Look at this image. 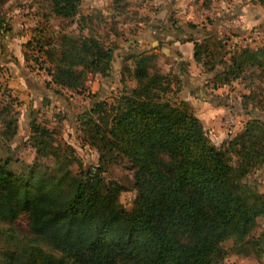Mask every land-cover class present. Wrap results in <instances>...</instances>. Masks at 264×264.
Segmentation results:
<instances>
[{
  "label": "trees",
  "instance_id": "1",
  "mask_svg": "<svg viewBox=\"0 0 264 264\" xmlns=\"http://www.w3.org/2000/svg\"><path fill=\"white\" fill-rule=\"evenodd\" d=\"M50 1L61 17L78 11L79 0ZM256 1L264 7V0ZM64 37L58 47H39L55 91H81L89 72L104 75L111 69L116 45L83 34L66 46ZM210 42L195 41L193 57L225 65L211 77L215 84L264 76V45L225 57L223 45ZM152 59L145 51L123 54L120 79L126 74L142 82L83 113L85 138L99 153L96 166L82 169L71 144L57 142L54 129L30 119L28 138L36 156L76 163L80 179L72 196H57L13 171L9 157L0 161V223L5 225L0 227V264H224L227 238L235 252L251 250L248 236L264 216V194L246 176L264 164V120L250 116L236 134L215 144L185 101L162 97L170 79L151 71ZM248 67L252 70L244 76ZM2 109L0 137L10 141L17 117L9 106ZM118 158H125L132 171L136 192L130 208L119 198L127 186L102 175ZM83 197L87 210L80 208ZM20 214L30 236L13 227ZM260 237L264 240V229L252 247Z\"/></svg>",
  "mask_w": 264,
  "mask_h": 264
},
{
  "label": "rangeland",
  "instance_id": "2",
  "mask_svg": "<svg viewBox=\"0 0 264 264\" xmlns=\"http://www.w3.org/2000/svg\"><path fill=\"white\" fill-rule=\"evenodd\" d=\"M174 1L178 0H161L160 2L157 0H79L76 14L71 17H61L53 11L50 0H0V48L7 43H10L13 48L17 47L18 49L20 47L25 59L24 66L32 71V74L38 77L39 80H42L41 85L43 87L46 86L52 92L55 91V85L49 80L50 75L45 69L48 63L43 61L45 54L39 50L40 46L43 48L58 47L62 42L63 35L66 38L67 46L70 42L77 41L83 34H93L107 45H116L112 67L107 75L102 77L101 73L89 72L85 87L81 91L58 87L60 88L57 91L58 93H55L56 91L54 93L61 97V102L58 101L51 106L44 99H40L41 104L35 107L24 104L26 100L21 98L18 92L19 89L7 82L11 74L5 72L3 66L0 65V117L4 114L3 106H9L12 114L17 117L18 133L10 141H5L0 137V161L9 157V167L17 174H23L38 184H44L57 196H72L80 179V168L76 163L64 164L51 155L36 156L35 149L28 138L30 119L35 118L40 123L54 129V138L57 142L71 144L82 160V169L96 166L99 153L85 138L81 123L83 113L94 102L100 100L113 102L116 95L142 82L141 80L138 82V80L130 78L126 74L123 80L120 79L122 55L125 50L134 53L145 49H143V46H145L146 40H137L135 44L130 43L129 40L138 38L143 31L150 28V26H147L148 21L152 19L151 13L149 14L150 9L153 10V13H156L162 8L161 2H165L168 6V3ZM189 1L195 4L196 12L203 9L206 11L213 2V0ZM248 1L250 3L257 2L256 0ZM204 11H201L202 15H199L200 20L198 21H195L197 19L193 16L190 17L187 12L180 19L174 11H171L167 15V22L162 23L164 25L162 29L168 32L182 33L183 39L190 38V33L186 32L188 28L195 29L202 22L213 20V17L205 14ZM233 16L235 15L230 17ZM261 19L264 20V11ZM152 23L150 22V24ZM233 32L239 35L247 34V37L251 39V47L255 48L264 44V30L261 29L262 33L257 37L253 30L243 32L238 25H230V30L228 29L221 38L210 40V43H221L223 49H220V51L222 50L228 55L231 52L228 48V40L230 34H234ZM28 41L31 43H28ZM160 42H162V46H168V52L174 49L171 39L160 40ZM240 48L242 47L237 45L234 50ZM145 51L150 53L147 50ZM152 53L154 56L151 71L167 73L168 79H170L168 89L162 93V97L168 98L173 103L185 101L188 109L193 113L196 109L191 104V97L189 96L197 97V100L201 99L198 98L200 96L199 89L207 94L206 97L214 99L215 103L223 99L227 100L229 110L220 119L224 130L228 132L225 140L236 134L239 131L238 128L244 127L246 117L258 115L264 120V76L262 78L255 77L250 81L246 79V83L242 80V83L238 84H215L213 79H209L203 84H193V90H190L192 84H182L178 76L172 71L176 66L177 59L169 55H160L159 51ZM10 55V58H13L11 51ZM209 62L211 63V61ZM128 63L132 64V61L128 60ZM201 66L206 68L208 65L202 63ZM117 77L119 79H116ZM114 79L116 82H113ZM101 81H104V84ZM246 94H252L254 97H247L248 100H246ZM245 100L246 105H243ZM227 113H231L233 116L232 120L229 121L230 125L224 122ZM203 126L209 136V127L204 124ZM211 140L213 142V139ZM215 144L218 145V143ZM235 160L236 157L231 155L233 164ZM102 175L107 180H116L127 186V189L120 193L119 198L126 208H130L136 190L132 187V171L128 167V161L125 158H118L114 162H108ZM246 179L264 194V164L253 167ZM80 208L82 210L88 209L85 197L80 201ZM4 226L3 223H0V227ZM13 227L16 228L19 235L30 236L25 214L18 216ZM263 229L264 216H259L252 233L248 236L249 240L254 241ZM2 236L0 233V243L4 245ZM251 242L248 247L251 250L244 254L235 252V248L232 246V238L224 240L223 246L227 250L224 264H264V240L261 238L260 243L254 247H252Z\"/></svg>",
  "mask_w": 264,
  "mask_h": 264
},
{
  "label": "crops",
  "instance_id": "3",
  "mask_svg": "<svg viewBox=\"0 0 264 264\" xmlns=\"http://www.w3.org/2000/svg\"><path fill=\"white\" fill-rule=\"evenodd\" d=\"M157 1L160 2L161 0ZM168 4L169 5L166 6L165 2H161L162 8L156 13H153V10L150 9L149 14L151 13L152 19L147 23V26H150V28L143 31L138 38L130 39L129 42L135 44L137 40H146L147 42L145 46H143V49L145 48L143 51L147 50L150 52L148 54L152 57L154 56L152 55V52L156 53L159 51L160 55H169L177 59L176 66L172 71L178 76L182 84H192L190 85V90H193V84H203V82H207V80L211 79L216 72H219L225 66L224 64L219 66V64L213 62V59L211 58L210 60L213 64L215 63V66L213 69L209 70L208 67L212 63L206 59L196 61L193 57L195 41H201L203 39L209 41L219 39L224 33H226V31H228V29L230 30V25H238L243 32L253 30V33H255L257 37L262 33L261 29L264 30V20L261 19L264 7L258 2L250 3L248 0H213L210 8L208 7L206 11L203 9L198 12L195 10V4L189 0H178ZM171 11H174L175 15H178L180 19H182L185 12H187L190 17L193 16L197 19L195 21L200 20L199 15H202L201 11H204L205 14L213 17V20L202 22L201 25H197L195 29L188 28L186 32L190 33V38L183 39L182 33L168 32L162 29L164 26L162 23L167 22V15ZM232 15L235 16L231 18L230 16ZM150 22L153 23L150 24ZM169 39L173 42L172 44L174 47L170 52H168V46L164 47L161 45L162 42H160V40L165 41ZM249 47L254 48L251 46ZM10 51L13 53V58H10ZM129 51L130 50H125L123 54L131 53ZM137 52L140 51H136V53ZM229 54L230 53H228V55ZM228 55L225 54V57ZM24 61L25 59L20 47H18V49L17 47L13 48L10 43H7L0 48V65L3 66L5 72L11 74L9 75L7 82L9 85H13L19 89L18 92L21 95V98L26 100V103L24 104L35 107L36 105L41 104L40 99H44L50 106L58 101L61 102V97H58L57 94H55L58 92L54 91V93L46 86L43 87L41 85L42 80H39L38 77L32 74V71L24 66ZM202 63L203 65L208 66L202 68ZM183 67H185V69H183ZM251 70L252 67L246 68L243 72L244 76H246V73ZM105 75L107 74H102V77ZM241 77L232 79L229 83L223 84H238L240 82L242 83V80L246 83V79ZM116 79L119 78L117 77ZM113 82H116V80L114 79ZM101 83L104 84V81H101ZM199 95L198 98L201 99L198 100L197 97L189 96L191 97V104L196 109L194 113L200 118L204 125L209 127V137L213 139V142L220 144L228 136V132L224 130V127L220 123V119L221 116L229 110V103H227V100L225 99L215 103L216 101L210 99V97H206L207 94L203 93L201 89H199ZM243 116H245V114H243ZM257 117L260 116L257 115ZM240 129L241 127L238 128V130Z\"/></svg>",
  "mask_w": 264,
  "mask_h": 264
},
{
  "label": "built area",
  "instance_id": "4",
  "mask_svg": "<svg viewBox=\"0 0 264 264\" xmlns=\"http://www.w3.org/2000/svg\"><path fill=\"white\" fill-rule=\"evenodd\" d=\"M234 33V32H233ZM236 35V36H235ZM248 35L247 34H242V35H239V34H230V38H229V43H228V48H230L229 50L231 52L234 51V48L237 46V45H240L241 47H249L251 46L252 44H250V41L251 39L247 37ZM239 43V44H237ZM233 118L232 114L231 113H227V115L225 116V119H224V122L228 123L230 125V122Z\"/></svg>",
  "mask_w": 264,
  "mask_h": 264
}]
</instances>
